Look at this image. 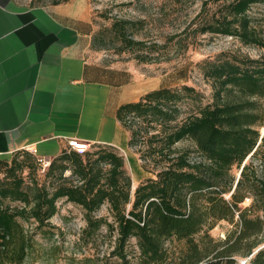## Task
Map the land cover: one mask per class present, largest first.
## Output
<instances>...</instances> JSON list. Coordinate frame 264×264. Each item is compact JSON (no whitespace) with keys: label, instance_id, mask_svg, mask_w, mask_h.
Returning a JSON list of instances; mask_svg holds the SVG:
<instances>
[{"label":"trees","instance_id":"1","mask_svg":"<svg viewBox=\"0 0 264 264\" xmlns=\"http://www.w3.org/2000/svg\"><path fill=\"white\" fill-rule=\"evenodd\" d=\"M257 6L264 7V0H226L196 30L234 36L264 50V17L252 13ZM126 22L116 20L110 30L130 46L142 44L128 36ZM200 67L211 81L212 101L199 103L186 116L181 117L180 104L200 96L189 85L154 89L120 107L130 146L140 145L136 173H151L133 196L125 157L114 147L97 144L98 149L83 153L65 149L45 172L52 187L26 180L27 159H19L23 150L0 158V264H23L39 246L38 233L55 235L51 219L61 199L85 212L80 240L115 236L102 256L116 257L117 264H264V51L258 57L207 59ZM183 140L195 144L199 159L175 147ZM37 165L40 169L38 160ZM67 170L75 179L65 176ZM104 204L109 217L96 214ZM222 220L232 227L216 239L211 230ZM131 238L139 249L135 263L127 249ZM172 238L185 247L168 246Z\"/></svg>","mask_w":264,"mask_h":264},{"label":"crops","instance_id":"2","mask_svg":"<svg viewBox=\"0 0 264 264\" xmlns=\"http://www.w3.org/2000/svg\"><path fill=\"white\" fill-rule=\"evenodd\" d=\"M92 16L90 0H0V155L33 148L52 159L70 138L107 145L126 154L136 187L149 174L136 173L118 111L169 86L165 75L103 60L93 49Z\"/></svg>","mask_w":264,"mask_h":264},{"label":"rangeland","instance_id":"3","mask_svg":"<svg viewBox=\"0 0 264 264\" xmlns=\"http://www.w3.org/2000/svg\"><path fill=\"white\" fill-rule=\"evenodd\" d=\"M23 1L44 4L62 0ZM225 1L90 0L92 17L96 24L93 49L105 61L134 63L151 76L165 75L164 82L171 88H181L184 85L195 87L200 96L196 100L186 99L180 104L183 109L181 117L186 116L188 112L196 110L199 103L205 104L212 101L211 81L204 76L200 67L204 60H214L232 54L258 57L264 51L257 46L244 45L234 36L209 32L199 33L196 30L205 18L218 13ZM252 11L255 17H264V7L257 6ZM116 20L127 21L128 36L135 42L141 41L142 44L135 43L130 46L129 42L115 35L110 28ZM186 44L189 46H185ZM145 55L151 59L142 61L140 57ZM132 120L130 118V123ZM175 147L178 150H187L191 160L200 157L191 140L180 141ZM130 148L137 157L141 156V152L138 151L139 144L131 145ZM96 149H98L97 144L90 146V151ZM23 151L19 159H27L30 167L23 172L26 180L29 182L36 178L40 183H46L52 187L54 183L52 177H46V174L38 168L36 155L29 149H23ZM26 153H30L33 157H29ZM120 153L126 156L121 150ZM14 154L15 152L0 155V158H11ZM145 163V160H141L144 170L147 171L150 168ZM33 167H36L35 171L32 170ZM148 174L151 175L150 172ZM65 176L71 177V170H67ZM71 178L75 179L73 176ZM135 188L133 185L132 196ZM6 202L12 205L17 204L9 200ZM249 203L250 201L246 200L244 205ZM58 207V213L51 219V223L56 226L53 228L55 235L38 233L36 239L39 246L31 252L23 264H117L116 257L102 256V252L112 249L115 236H110V233L106 234L107 231L104 229L103 233L106 237H99L97 241L87 243L80 240V235L86 225L83 208L65 199L58 202ZM96 214L109 217V205L104 204ZM23 223L29 227L30 223ZM231 227L228 221L222 220L211 230V234L216 239H222ZM196 237L199 238V236ZM167 245L176 251L185 247L184 242L177 241L175 238L169 239ZM127 249L135 263L139 252L136 238L130 239Z\"/></svg>","mask_w":264,"mask_h":264},{"label":"built area","instance_id":"4","mask_svg":"<svg viewBox=\"0 0 264 264\" xmlns=\"http://www.w3.org/2000/svg\"><path fill=\"white\" fill-rule=\"evenodd\" d=\"M67 146H68L69 151L73 150V151L83 153L90 149L91 144L83 140H79L76 138H70L67 140ZM27 149L31 150V152H33L34 154H36L37 152L36 149H33V148H27ZM36 158L38 160L40 170L45 173L47 169L49 168L52 159L50 157L42 156V155H36Z\"/></svg>","mask_w":264,"mask_h":264},{"label":"water","instance_id":"5","mask_svg":"<svg viewBox=\"0 0 264 264\" xmlns=\"http://www.w3.org/2000/svg\"><path fill=\"white\" fill-rule=\"evenodd\" d=\"M262 134H264V129L262 130ZM240 174V173H239Z\"/></svg>","mask_w":264,"mask_h":264}]
</instances>
